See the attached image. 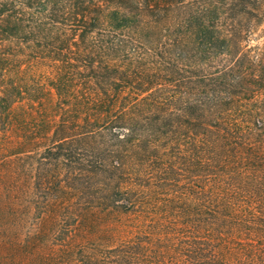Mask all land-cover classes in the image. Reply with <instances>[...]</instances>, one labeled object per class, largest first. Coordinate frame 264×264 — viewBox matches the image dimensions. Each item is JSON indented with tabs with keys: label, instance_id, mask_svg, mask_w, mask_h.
<instances>
[{
	"label": "trees",
	"instance_id": "trees-1",
	"mask_svg": "<svg viewBox=\"0 0 264 264\" xmlns=\"http://www.w3.org/2000/svg\"><path fill=\"white\" fill-rule=\"evenodd\" d=\"M12 136L74 195L57 264H264V0H0Z\"/></svg>",
	"mask_w": 264,
	"mask_h": 264
},
{
	"label": "rangeland",
	"instance_id": "rangeland-1",
	"mask_svg": "<svg viewBox=\"0 0 264 264\" xmlns=\"http://www.w3.org/2000/svg\"><path fill=\"white\" fill-rule=\"evenodd\" d=\"M15 136L0 148V264H57L66 206L74 195H47L34 189V152H19ZM31 154V157L29 155ZM76 228V240L96 239L100 229L113 238L125 237L129 228L122 215L87 216Z\"/></svg>",
	"mask_w": 264,
	"mask_h": 264
}]
</instances>
